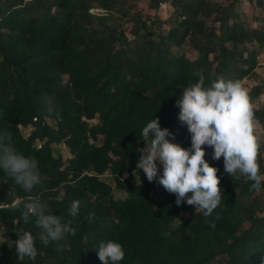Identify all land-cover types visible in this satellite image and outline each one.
I'll return each instance as SVG.
<instances>
[{"label":"trees","instance_id":"obj_1","mask_svg":"<svg viewBox=\"0 0 264 264\" xmlns=\"http://www.w3.org/2000/svg\"><path fill=\"white\" fill-rule=\"evenodd\" d=\"M124 2L0 0V133H11L14 149L34 157L45 178L26 192L0 169V205H9L0 211V264H103L96 251L110 240L123 245L120 264H261L264 190L257 193L252 182L226 173L223 157L212 158L213 148L204 146L205 159L219 169L224 197L212 217L186 201L178 206L159 177L149 182L136 165L146 147L142 129L156 117L180 146L191 148V134L179 120L182 90L198 82L197 72L206 86L219 76L243 82L257 66L264 31L247 29L232 9H214L209 0H152L154 10L171 5L174 16L167 22L132 18L129 38L108 24ZM95 6L104 12L92 14ZM213 13L223 17L210 28L205 18ZM188 39L196 60L183 49ZM244 50L251 52L244 56ZM249 92L253 103L264 98L263 86ZM45 97L54 101L53 113L46 111ZM255 111L264 126V108ZM22 127H32L28 137ZM55 144L70 149L66 162L55 157ZM260 164L264 172V159ZM108 172L125 199L99 178ZM124 174L129 177L122 180ZM157 189L159 201L152 198ZM31 198L46 204V214L71 220L76 235L68 234L60 251L37 237L36 260L19 261V235L41 231L35 217L27 223L22 218ZM76 200L80 211L72 217ZM183 212L191 217L181 219Z\"/></svg>","mask_w":264,"mask_h":264},{"label":"clouds","instance_id":"obj_2","mask_svg":"<svg viewBox=\"0 0 264 264\" xmlns=\"http://www.w3.org/2000/svg\"><path fill=\"white\" fill-rule=\"evenodd\" d=\"M196 75L199 77L198 82L185 87L177 100L179 120L191 134V148L185 149L170 142L169 137L175 139L174 135L170 130L162 129L156 117L142 129V141L146 147L139 149L141 155L136 167L143 170L149 182L157 181L159 176V185L177 197L178 206L186 201L207 218L212 217L221 206L224 195L218 177L219 169L212 167L205 159L204 146L213 148L214 160L219 161L223 157L226 173L237 179L244 177L245 183L252 182L251 190L259 193L264 190V172L260 164V159H264V136L261 135L264 126L256 116V106L249 89L241 80L219 76L206 86L203 73L197 72ZM44 104L49 113L55 111L52 98L45 97ZM11 141V133H0V169L24 191L32 192L45 179L39 171L38 161L18 153ZM157 161L162 165V175H159ZM0 206H4L0 211L9 207ZM79 211L80 201H73L69 215L76 217ZM46 213L47 206L39 198H31L23 204L24 222L35 217L36 226L41 231L37 236L31 231L19 235L15 242L19 261L36 260L37 237L45 246L54 243L56 250L60 251L67 235H76L71 220L63 222L62 217ZM215 218L219 219V215ZM94 219L95 213H89L88 221L91 223ZM210 226L216 227L215 223ZM96 252L103 264H120L125 259L123 245L111 240L101 242ZM261 264H264V258Z\"/></svg>","mask_w":264,"mask_h":264},{"label":"rangeland","instance_id":"obj_3","mask_svg":"<svg viewBox=\"0 0 264 264\" xmlns=\"http://www.w3.org/2000/svg\"><path fill=\"white\" fill-rule=\"evenodd\" d=\"M209 1L210 3H213V5H215L213 6L214 9L217 6H220L226 9H229V8L232 9L233 13L235 14L234 17L237 20L241 21L247 29L256 28L258 30L261 29L264 31V24L263 25L261 23L257 24V21H256V18L264 21V3H262V6H261L260 0H209ZM124 4H125V7H120L121 8L120 10H117L112 14L113 17L108 21V24L111 27L117 26L118 28H121L123 32L127 33L129 38H133L129 32L130 27L132 26L129 20L132 18L140 17L145 20L147 17L149 18L156 17V18H159L162 22H167L169 21V19H171V17L174 16V8L169 4H163L162 6L159 7V9H156V10H154L152 6V0H125ZM103 12L104 11L97 9L96 6L94 9L91 10V13L95 15H100ZM124 13H126V15H124ZM222 17L223 16L221 14L213 13V14L208 15L205 18V20L208 26L212 28V27H216V23H218ZM169 28H170V25L165 24L162 30L167 32ZM261 44H262V47L260 48L261 54L258 57L257 66L255 70L252 72V74L248 75L243 80L244 85L249 89V91H251L253 87H256V86L264 87V42ZM254 47H256V49H259L260 45L257 42H255ZM248 48L252 50V46L248 45ZM183 49L185 50L186 55L191 60L198 59L199 55L197 54L195 49L192 47L190 39H188L187 42L184 44ZM241 49L242 48L240 47L239 50ZM250 50L248 52L244 50L245 51L244 56H248L251 52ZM254 104L257 108H264L263 96L259 98L258 100H256ZM50 122H51L50 124L54 125V122L52 121ZM31 129L32 127L30 128L22 127L21 128L22 133L23 135H25V137H28L30 135ZM261 135L264 136L263 127L261 129ZM169 140L172 143L178 144L175 139H172V136L169 137ZM53 150H54L55 157H61L64 162H66L71 156L70 149L64 144H55L53 147ZM157 166L160 169L159 175H162L163 168H162V165H160L158 161H157ZM127 177L129 176L127 174H124V176L121 177V179L125 180ZM99 178L105 183H107L108 185L112 186L116 198L125 199L127 197L126 193L116 188L115 179L110 172L106 173L105 175H102ZM133 182L135 184H139L140 180L136 177L133 179ZM160 191L161 189H157L155 190V192L152 193V198L155 199V201H159L158 195ZM190 195L191 194H189V196ZM189 217H191L190 213H186V212L181 213V219H186Z\"/></svg>","mask_w":264,"mask_h":264},{"label":"built area","instance_id":"obj_4","mask_svg":"<svg viewBox=\"0 0 264 264\" xmlns=\"http://www.w3.org/2000/svg\"><path fill=\"white\" fill-rule=\"evenodd\" d=\"M4 206H0V209H2ZM5 207H7V206H5Z\"/></svg>","mask_w":264,"mask_h":264}]
</instances>
